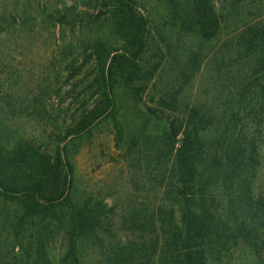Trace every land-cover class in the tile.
<instances>
[{
  "label": "trees",
  "instance_id": "trees-1",
  "mask_svg": "<svg viewBox=\"0 0 264 264\" xmlns=\"http://www.w3.org/2000/svg\"><path fill=\"white\" fill-rule=\"evenodd\" d=\"M0 264H264V0H0Z\"/></svg>",
  "mask_w": 264,
  "mask_h": 264
},
{
  "label": "rangeland",
  "instance_id": "rangeland-1",
  "mask_svg": "<svg viewBox=\"0 0 264 264\" xmlns=\"http://www.w3.org/2000/svg\"><path fill=\"white\" fill-rule=\"evenodd\" d=\"M81 162L84 168H87L88 171L94 172L93 176H97L96 178L102 177V175H100V172L105 168V165H101L102 161H100V159L89 160V165L87 164V158H85L84 160L82 159Z\"/></svg>",
  "mask_w": 264,
  "mask_h": 264
},
{
  "label": "water",
  "instance_id": "water-1",
  "mask_svg": "<svg viewBox=\"0 0 264 264\" xmlns=\"http://www.w3.org/2000/svg\"><path fill=\"white\" fill-rule=\"evenodd\" d=\"M106 14V12L104 11V10H102V9H100L98 12H97V16H102V15H105Z\"/></svg>",
  "mask_w": 264,
  "mask_h": 264
}]
</instances>
